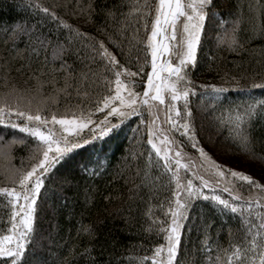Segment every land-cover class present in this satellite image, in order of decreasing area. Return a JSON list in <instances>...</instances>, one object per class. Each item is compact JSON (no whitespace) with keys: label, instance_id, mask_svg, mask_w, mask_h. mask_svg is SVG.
Segmentation results:
<instances>
[{"label":"trees","instance_id":"16d2710c","mask_svg":"<svg viewBox=\"0 0 264 264\" xmlns=\"http://www.w3.org/2000/svg\"><path fill=\"white\" fill-rule=\"evenodd\" d=\"M51 1L50 5L56 7L54 10L49 6ZM258 2L264 3V0H214V8L225 21L234 19L236 13L242 12L245 16L244 29L252 22L248 19L253 15L249 5ZM91 3L95 11L91 22H88L87 15L81 10L89 4V0H0V86L11 83L21 89L28 88L26 90L31 96L39 82L48 81L43 84L41 91L45 97L50 94L56 96V104L46 102L47 107L56 111H63L66 106L88 105L89 101L94 103L98 95L107 92L103 77L111 75L102 71L103 60L96 59L95 63H91L84 59L97 55L90 47L84 46L89 44L98 47L97 41H103L121 64L131 71H138L139 65L144 63L145 53L137 49L146 46L137 45L136 39L146 40V29L143 21H139V13L131 10L142 6L144 0H91ZM41 7L48 8L50 13L54 12L58 19L53 20L51 15L40 10ZM105 10H111L114 15L107 16ZM60 19L72 28L87 33L88 37H73L70 29L60 25ZM17 24L33 31L30 35H20L16 39L11 32ZM229 27L230 24L225 23L221 28L219 18H210L202 33L197 63L189 69V78L196 89V94L189 97L191 124L198 147L203 148L212 160L233 170L245 164L253 179L264 184V110L258 111L250 121V143L247 147L233 138L229 131L230 125L226 122L231 110L237 105L247 104L253 99L264 100V88L249 87L252 82L259 84L264 80V38L256 37L244 43L242 50L229 51L224 44L218 46V37L223 36ZM147 31H150V20ZM239 36L243 42L248 33L241 30ZM41 37L50 39L52 43L47 46L41 44ZM109 38L112 42H109ZM69 39L72 40L71 44ZM57 42L68 48L62 61L71 66L70 71H87L85 65H88L97 73L95 78L90 74L89 80L79 85V88L76 80L71 81L72 87L67 89V94L55 93V89L64 86V73L52 71L53 68H59L62 62L52 59ZM130 42L135 47H130ZM77 49L79 55L76 54ZM121 49L126 55L121 54ZM137 56L140 57L139 61ZM150 67L151 57L148 55L145 72L132 78L137 84L135 90L141 95L144 86L141 77L146 81V72L150 71ZM53 76L56 78L55 85L51 83ZM204 85L228 90L214 92L211 88L202 87ZM84 92H88V95H83ZM169 100L166 98V103ZM162 108L165 115L166 105H161ZM177 108L182 109V102L177 103ZM155 114L158 118L156 111ZM94 116L93 119H96L101 114L96 113ZM164 117L163 121L158 118L159 126L171 128ZM110 119L115 122L114 118ZM141 119L145 121L144 124L140 123ZM148 120L149 114L144 107L141 116L124 121L109 137L95 142V148L85 146L77 149L70 158L61 161L53 169L39 199L35 232L23 264H63L65 257H68V264H92L91 258L76 255L89 245L93 246L91 257L95 258V264H137L136 257L151 256L154 247L164 243L162 236H157L155 230H147L152 221L146 213L151 209L153 217L163 220L160 205L166 208V201L171 196L170 173L163 169V161L159 162L161 167L156 166L158 158L147 144ZM168 134L174 137L177 147L185 154L184 162L191 161L203 171L200 169V154L192 147V141L182 136L180 131ZM0 135H3L4 141L11 140L13 135L25 139L24 144L12 145L11 163L19 167L24 158V166L30 167L27 157L35 143L33 138L26 137L18 130L4 129L3 126H0ZM4 169L1 163L0 186H5ZM181 174H184L183 169ZM204 191L207 192V189ZM242 194L247 196L249 192L242 190ZM254 194L259 195L258 192ZM221 195L229 198L227 193ZM8 211L0 202V235L7 234ZM256 211L264 213V208H256ZM209 222L211 227L208 236L211 241L225 248L229 247L230 240L244 246L242 242L246 228L241 227L238 215L230 211L221 215L209 202L198 201L182 229L183 240L178 250V261L210 264L215 260L217 253L214 246L208 252L199 251L204 224ZM82 225L91 226L95 233L94 239L90 240L87 234H78L77 229ZM229 230L232 232L231 237ZM146 264H151V260L146 261Z\"/></svg>","mask_w":264,"mask_h":264},{"label":"snow or ice","instance_id":"6c2138e0","mask_svg":"<svg viewBox=\"0 0 264 264\" xmlns=\"http://www.w3.org/2000/svg\"><path fill=\"white\" fill-rule=\"evenodd\" d=\"M40 10L51 15L53 20L58 19L54 12H49L48 8L41 7ZM81 11L87 15L88 22H91L92 13L95 11L91 0ZM105 11L109 17L114 15L111 10ZM131 11L139 13V21H143L146 29V40L133 38L136 39L137 45L146 46L137 49L138 52L145 53L144 63L139 65L138 71H131L117 60L116 55L109 51L103 41L96 42L98 47L85 44V47H90L97 55L84 59H88L91 63H95L96 59L103 60L105 63L102 71L111 74L103 77L107 86L106 94L98 95L94 103L89 101L88 105L66 106L63 113H58L55 109L45 106L47 101H51V104L57 103L53 94L43 97L35 106H33L35 95L28 97L17 95L15 89L0 97V126L4 129L18 130L19 133L35 141L27 157L30 167L24 166V158L21 160V166L17 167L11 163L12 145L24 144L25 139L13 135L11 140L4 141L3 135H0V156L9 161L4 169L5 186H0V202L9 210L7 234L0 235V258L6 259L0 260V264H23L26 250L32 243L35 232L34 221L39 208V199L53 169L61 161L70 158L75 150L85 146L95 148V142L109 137L124 121L133 116H141L144 107L147 108L150 117L147 122V144L158 158L156 166L161 167L159 162L163 161V169L166 173H170L171 196L166 201V208L163 204L160 205L164 214L163 220L153 217L151 209L146 213L152 221L147 230H155L157 236H162L164 243L156 245L151 256L136 257L137 264H146L148 260H151V264H194L192 260L178 261V250L183 240L182 229L185 221L191 216L192 209L198 201L209 202L210 206L221 215L229 211L238 215L241 227L246 228L243 247L230 240L229 247L225 248L211 241L208 236L211 222L204 224L199 251L208 252L210 248L215 247L217 254L210 264H264V213L256 211V208H264V184L254 180L251 175L223 167L212 160L203 148L198 147L189 108V97L196 94V89L189 78V69L197 63L198 46L202 44V33L208 20L219 18L221 28L225 23L230 24L224 35L218 37V46L224 44L229 51L242 50L244 43L256 37L264 38V3L249 5V11L253 15L248 19L252 22L244 29L242 25L245 16L242 12L236 13L234 19L225 21L214 8V0H144L142 6L135 7ZM149 20L150 31H147ZM60 25L70 29L75 38L88 37L87 33L72 28L62 19ZM241 30L248 33L247 39L243 42L239 36ZM32 31L33 29L17 24L12 29L11 35L18 39L20 35H30ZM109 42H112L111 38ZM40 43L47 46L52 42L48 38L41 37ZM71 43L72 40L69 39V44ZM130 47L135 45L130 42ZM67 52L68 48L57 42L52 59L62 61ZM76 54L79 55V49L76 50ZM121 54L126 55L123 49ZM148 55L151 57V70L146 72V81L141 77L144 85L141 95L135 90L137 84L132 78L145 72ZM139 59L140 57L137 56V61ZM85 67L87 71L74 73L70 71L71 66L62 61L59 68H53V72L64 73L62 77L64 86L55 89V93L67 94V89L72 87L71 81L76 80L79 88V85L89 80L90 74L93 78L97 76L88 65ZM161 72H167L168 75L162 76ZM47 82H39L35 93L38 94L43 84ZM55 82L56 78L53 76L51 83L55 85ZM94 82L99 83V81ZM202 87L211 88L214 92L228 90L215 85ZM249 87L264 88V80L259 84L252 82ZM77 94L81 95L79 91ZM83 95L87 96L88 92H84ZM166 98H170L167 103ZM156 102L159 105H166L165 122L171 125V128L163 129L159 126L158 118L153 111L154 109L160 111ZM178 102H182V109L177 108ZM261 110H264V100L253 99L247 104L237 105L226 119L233 138L239 140L245 147L250 143V121ZM96 113H100L101 116L93 119ZM110 118H114L115 122ZM221 122L224 123L225 120L222 119ZM140 123L144 124L145 121L141 119ZM174 131H180L182 136L192 141V147L200 154L202 161L200 169L203 171L197 169L196 164L191 161L184 162L185 154L177 147L174 137L168 134ZM149 164H151V154ZM182 169L184 174H181ZM194 169L196 170L193 171ZM189 172H191L190 176ZM205 189L207 192L204 191ZM242 190H247L249 195H243ZM256 192L259 195H255ZM221 193H227L229 198H225ZM250 217L255 219H249ZM77 231L78 234H87L90 240L95 238L91 226L82 225ZM231 236L232 232L229 230V237ZM249 236H251L250 240ZM92 247L89 245L82 253L76 255L91 258L92 264H95V258L91 257ZM69 251L72 252L71 249ZM63 264H68V257H65Z\"/></svg>","mask_w":264,"mask_h":264},{"label":"rangeland","instance_id":"374dc122","mask_svg":"<svg viewBox=\"0 0 264 264\" xmlns=\"http://www.w3.org/2000/svg\"><path fill=\"white\" fill-rule=\"evenodd\" d=\"M52 3V1L49 3V6H51L52 7V9L54 8H56L55 6H53V5H50ZM53 9V10H54ZM52 10V11H53ZM162 76H167L168 75V73L167 72H162V74H161ZM13 89H15L16 90V94L17 95H23V96H25V97H28V96H30L29 95V91L28 90H26V89H28V88H24V89H21V88H18V87H16V86H14V85H12L11 83L10 84H5V85H3V86H0V97H3L6 93H11L12 92V90ZM34 93V92H33ZM143 94V93H142ZM33 95H35V99L33 100V106H35L38 102H40L41 101V99L43 98V97H45L44 96V93L40 90V92L37 94V93H34ZM36 100H38V101H36ZM26 102V101H25ZM156 104H157V108H159L160 109V111L159 112H157L155 109L153 110L154 111V114H155V111H156V113L158 114V118H160V120H164L165 119V115H163V108L161 109V105H159V103L158 102H156ZM45 106L47 107L48 106V103H46L45 102ZM58 113H63L64 112V110L63 111H57ZM156 115V114H155ZM156 117H157V115H156ZM93 118H95V116L93 117ZM149 119H150V117H149ZM57 128L59 127V126H56ZM1 160H0V164L2 163V165H4L5 166V168L7 167L6 165H8V163H9V161L7 160V159H5V158H0ZM243 165H245V164H241V167L239 168V169H236V171H241V172H243V173H245V174H247V175H250L249 174V172H248V170H247V167H246V165L245 166H243Z\"/></svg>","mask_w":264,"mask_h":264},{"label":"bare ground","instance_id":"6f19581e","mask_svg":"<svg viewBox=\"0 0 264 264\" xmlns=\"http://www.w3.org/2000/svg\"><path fill=\"white\" fill-rule=\"evenodd\" d=\"M161 59H163V58H161ZM161 74H162V72H161Z\"/></svg>","mask_w":264,"mask_h":264}]
</instances>
